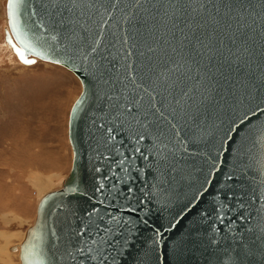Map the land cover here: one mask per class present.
I'll return each mask as SVG.
<instances>
[{"label": "water", "instance_id": "obj_1", "mask_svg": "<svg viewBox=\"0 0 264 264\" xmlns=\"http://www.w3.org/2000/svg\"><path fill=\"white\" fill-rule=\"evenodd\" d=\"M5 18L18 62L81 85L19 264H264V0H5Z\"/></svg>", "mask_w": 264, "mask_h": 264}, {"label": "rangeland", "instance_id": "obj_2", "mask_svg": "<svg viewBox=\"0 0 264 264\" xmlns=\"http://www.w3.org/2000/svg\"><path fill=\"white\" fill-rule=\"evenodd\" d=\"M5 0H0V264H19V244L39 198L70 169V107L81 91L66 68L17 61L5 45Z\"/></svg>", "mask_w": 264, "mask_h": 264}, {"label": "snow or ice", "instance_id": "obj_3", "mask_svg": "<svg viewBox=\"0 0 264 264\" xmlns=\"http://www.w3.org/2000/svg\"><path fill=\"white\" fill-rule=\"evenodd\" d=\"M28 62H29V63H33V61H28ZM108 131L111 132L112 129H109ZM113 138H114V137H113ZM140 139L142 140V139H143V136H141ZM136 151H139V149H136ZM81 251H83V249H81ZM88 251L91 252L92 250L89 249ZM101 256H102V254L99 255V256H97V257H93V259H97V260H99Z\"/></svg>", "mask_w": 264, "mask_h": 264}, {"label": "bare ground", "instance_id": "obj_4", "mask_svg": "<svg viewBox=\"0 0 264 264\" xmlns=\"http://www.w3.org/2000/svg\"><path fill=\"white\" fill-rule=\"evenodd\" d=\"M44 62H46V61H44ZM49 63V62H48ZM13 252V251H12ZM16 252H18V251H16Z\"/></svg>", "mask_w": 264, "mask_h": 264}]
</instances>
